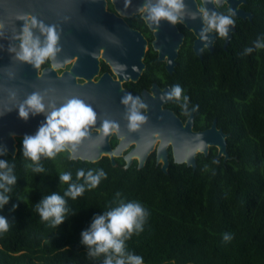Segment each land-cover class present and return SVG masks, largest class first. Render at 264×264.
Segmentation results:
<instances>
[{"label":"trees","instance_id":"obj_1","mask_svg":"<svg viewBox=\"0 0 264 264\" xmlns=\"http://www.w3.org/2000/svg\"><path fill=\"white\" fill-rule=\"evenodd\" d=\"M247 8L253 16L237 22L227 48L220 43L202 58L184 54L172 75L183 90L175 109L184 117L194 106L197 129L215 119L228 133L229 157L216 158L212 146L198 153L195 167L170 158L165 173L150 158L142 167H123L107 158L71 161L62 152L42 156L45 170L37 173L21 142L15 155H0L17 176L0 209L9 222L0 233V264H103L105 254L89 256L81 232L120 200L138 201L147 211L143 230L125 241L145 264H264V0H248ZM80 168H103L107 176L76 200L65 198L62 223L42 221L35 205L51 192L63 195L60 172L71 171L76 181Z\"/></svg>","mask_w":264,"mask_h":264},{"label":"flooded vegetation","instance_id":"obj_2","mask_svg":"<svg viewBox=\"0 0 264 264\" xmlns=\"http://www.w3.org/2000/svg\"><path fill=\"white\" fill-rule=\"evenodd\" d=\"M157 2L158 0H16L14 56L17 78L24 83H48L49 77L44 78L43 73L46 75L50 73V83H52L55 76L60 77L64 74L66 79H71L79 85L95 84L104 78L119 81L121 87L126 89L127 95L138 96L144 103V92L152 93V84L157 85L160 91L166 87L169 88V92L172 91L175 84L172 75L180 67L184 54L192 52L199 56L193 47L198 37L194 23L200 21L206 27L203 11L212 13L214 10H219L222 15H231L235 23L232 24L234 30H231V37L226 46H224L226 37H220L215 31H210L215 35L211 49L207 41L199 39L202 54L200 58L207 51L212 52L220 43L222 48H227L236 32L237 22L240 19L245 20V18L231 14L227 0L221 3L217 0H184L185 7L179 13L177 22L173 23L162 18L156 23L148 19L147 9L150 3L156 4ZM247 2L248 0H242L236 6L244 11H251L247 8ZM33 21H35L34 25ZM162 22L164 24L169 22L177 34L175 31H170L167 35L171 39L167 41L158 39L154 43L157 30ZM25 25L31 29L32 39L38 40L40 47L47 42V32L41 30V25L44 28H52L57 35L55 53L40 63H37L34 58L23 59ZM179 34L181 38L178 37ZM167 64H172V71L167 69ZM167 93L165 91L159 96L162 99V108L170 110L182 124L185 123L190 111L183 117L180 111L175 109V97H169ZM139 111L143 113L145 107ZM194 124L193 112V131L203 130L211 125L197 129ZM98 125V123L90 125L88 131L90 133L99 132ZM24 137L17 136L16 144H21ZM87 138L94 144L99 142L96 136ZM120 139L116 130L111 129L106 136L110 152H105V154L101 152L95 161L107 158L112 164V157L115 165L123 167L127 163L128 166L134 163L138 165L136 155L131 154L126 157L128 152L136 147L137 137H128L127 145L117 149L116 146ZM159 140L158 138L154 140L153 148L148 151L144 164L150 158L160 166V163L156 162V147ZM140 146L144 145L140 144ZM167 151L170 163V158H172L170 143L167 145ZM96 152L92 149L85 153L94 155ZM68 159L89 161L81 157L70 158L68 156Z\"/></svg>","mask_w":264,"mask_h":264},{"label":"water","instance_id":"obj_3","mask_svg":"<svg viewBox=\"0 0 264 264\" xmlns=\"http://www.w3.org/2000/svg\"><path fill=\"white\" fill-rule=\"evenodd\" d=\"M221 3L224 0H217ZM242 0H227L231 14L240 16L245 19H251L253 13L237 8V4ZM16 0H0V149L10 155H15L17 152V136L34 135L42 123L45 122L47 112L53 108H58L65 104L69 99L77 98L90 106L96 113V121L100 127L99 132L90 133L82 138L77 145L74 157H81L94 162L100 156V153L110 152L106 142V136L111 129L116 130L118 137H121L118 145L126 146L128 137H137L138 142L136 147L132 148L126 157L134 154L138 157V167H142L144 159L148 151L153 148L155 139H160L156 147V162L160 163V168L163 172H168V151L167 145H171V153L174 162H185L188 166H196L197 153L207 155L210 146L216 147V158L223 157L226 160L229 157L227 152L226 137L228 133L224 132L221 127H218L214 119L211 125L203 130L193 131V112L194 106L185 121H181L167 109L161 106L162 99L159 97L163 92H169L166 87L160 91L157 85H151V92H144L145 111L141 113L145 119L139 122V126L135 129L130 128L128 119L129 105L123 103V98L127 95L126 89L121 87L119 81H111L109 79H101L98 83L91 84H75L71 79H66V76H55V79L50 83L49 73H43V77H49L48 83H24L17 78V65L15 63V29H16ZM213 12L221 14L219 10ZM205 26L200 21L194 23V29L198 37L195 40L193 47L197 55L202 56L200 45L201 31ZM231 30H234L233 25L228 26V34L225 38V45L231 37ZM175 31L169 22H162L157 30L156 39L168 40L171 39L168 32ZM175 34L177 32L175 31ZM209 37L207 40L209 49L212 48L214 34L207 32ZM173 37V36H172ZM181 38V35L178 36ZM199 40V44L197 41ZM162 43V40H161ZM162 55V54H160ZM169 71L173 70L172 64H167ZM33 93H38L43 98V103L46 105V112L32 114L29 113L27 119L19 115L20 106ZM168 99V98H166ZM105 121L111 123L110 130L105 133L103 124ZM96 136L99 142L92 143L87 137ZM146 142H148L146 144ZM144 145V146H140ZM97 151L94 155L85 153L86 151ZM91 155V156H89ZM43 156V155H42ZM41 156V157H42ZM111 157V155H110ZM129 160V159H128ZM111 162L115 165L113 158ZM128 167V163L124 166Z\"/></svg>","mask_w":264,"mask_h":264},{"label":"clouds","instance_id":"obj_4","mask_svg":"<svg viewBox=\"0 0 264 264\" xmlns=\"http://www.w3.org/2000/svg\"><path fill=\"white\" fill-rule=\"evenodd\" d=\"M184 7V0H158L156 4L150 3L147 9L148 19L158 23L160 19L164 18L175 23ZM203 19L206 27L201 31V38L205 41L209 39L206 33L210 31H215L220 37H226L228 26L235 23L231 15L209 13L208 11H203ZM32 23L34 25L35 21ZM41 30L47 32V42L43 47L39 46L38 40L32 39L31 29L25 25L23 59L34 58L37 63H40L55 53L57 41L55 31L52 28H44L42 25ZM30 43L31 47H29ZM251 50V48L246 49V51ZM182 91L181 86L176 84L167 95L179 98ZM184 100L187 101L188 97L184 96ZM123 103L130 106L129 127L137 128L139 122L145 119L139 111L145 107L144 103L140 97H133L131 94L123 98ZM30 112L32 114L46 112V105L38 93L28 96L20 106L19 115L21 117L27 119ZM95 121L96 113L93 109L77 98L69 99L62 106L47 112L45 122L41 124L37 132L34 135H25L22 141L23 156L31 161L29 167L33 172H43L45 169L40 163L42 155L47 158H55L57 154L67 152L70 158L74 157L77 145L82 138L88 135V127ZM110 128L111 123L105 121L104 132L107 133ZM3 151L0 149V155L3 154ZM75 176L76 181L82 178L83 183L73 181L71 171H61L59 179L67 184L63 195L59 192H51L35 205V210L39 213L42 221H47L52 226L62 223L68 213L65 198L70 197L72 200H76L84 194L86 189L96 188L101 180L106 178L107 173L103 168L88 169L87 171L80 168L76 171ZM16 182L14 165L0 158V209L9 202V193ZM146 216L145 207L135 200L126 202L120 200L116 206L109 207L101 214H95L90 226L81 232L82 243L88 246V255L95 257L105 254L103 264H145L142 255L126 250L125 241L133 232L139 233L143 230ZM8 229V219L4 215H0V233L6 232ZM224 239H229V236L225 234Z\"/></svg>","mask_w":264,"mask_h":264}]
</instances>
